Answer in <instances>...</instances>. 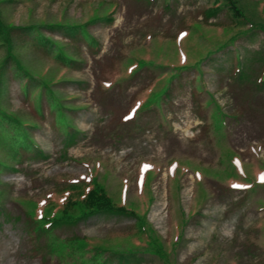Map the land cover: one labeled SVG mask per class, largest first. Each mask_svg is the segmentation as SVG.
I'll list each match as a JSON object with an SVG mask.
<instances>
[{"label": "rangeland", "instance_id": "374dc122", "mask_svg": "<svg viewBox=\"0 0 264 264\" xmlns=\"http://www.w3.org/2000/svg\"><path fill=\"white\" fill-rule=\"evenodd\" d=\"M213 1L0 0L6 25L39 26L76 60L11 31L15 59L0 76V109L32 143L12 141L18 129L3 121L0 264H82L95 245L109 264H118L114 250L131 247L139 250L130 264H264V88L255 82L264 59L251 62L245 82L227 60L235 68L260 57L264 0H236L244 24L225 6L207 17ZM84 23L92 40L44 26ZM10 50L0 42V73ZM139 60L147 63L132 70ZM41 79L57 100L35 98ZM67 132L76 134L71 143ZM89 175L145 213L167 261L143 251L135 216L94 215L35 232L47 201ZM76 237L90 242L83 257Z\"/></svg>", "mask_w": 264, "mask_h": 264}, {"label": "trees", "instance_id": "16d2710c", "mask_svg": "<svg viewBox=\"0 0 264 264\" xmlns=\"http://www.w3.org/2000/svg\"><path fill=\"white\" fill-rule=\"evenodd\" d=\"M214 0L213 3H211V6L206 9V15L207 17L212 16L216 14L222 7H228L231 14L235 17V19L238 21V23H243L244 18H248L242 9L237 4L236 0ZM101 18H96L94 20H98ZM244 24V23H243ZM252 27L253 24H251ZM14 25H6L2 19L0 18V42H3L4 45H7L9 49H11L10 54L5 57L2 71L0 73L1 78L4 74V69L8 62L11 59H15L14 54V48L12 46V39H11V31L15 27ZM47 26L50 29H62L64 31V35H67L71 37L72 39H79L82 37L89 39V35L86 31L87 23L84 24H50V25H44ZM262 30L264 31V24L261 25ZM16 31L24 32L31 41L34 42L36 46H43L44 49H46L48 52L56 51L54 56L58 57L59 60L64 61L65 63L71 64V62L76 61L72 55H69L65 52L64 49H62L53 39H51L49 36L45 35V33L42 32L39 26L35 25H28V26H22L15 28ZM263 46L260 50L254 51V54L258 53L260 57H246L245 61H243L241 64H237L238 66L234 68V58L231 60V56L228 57L227 60L231 61V70H234V74L237 76V78L245 82L246 80L250 79L251 77L249 73H247V70L250 69L251 62L255 60L264 59V42L262 43ZM250 51H247L246 53L249 54ZM238 55V54H237ZM236 57V56H234ZM256 58V59H255ZM214 57L212 58L213 62ZM226 60V61H227ZM140 62L136 61L134 64L132 63L130 65V68L132 70L138 68L139 66H142L146 64L147 62L145 60H139ZM211 62V64H212ZM242 65V66H241ZM17 68V67H16ZM16 77L25 79L23 77V73L16 74ZM27 81V79H25ZM41 84L38 83L37 86L34 87L35 91L36 89L40 88L39 93H37L36 97L39 96L41 93L46 94L47 96H54L55 100V93L53 89L51 88V81H45L40 80ZM1 82V79H0ZM30 82V81H28ZM255 82L258 86H260V90L264 88V69H262L258 76L255 79ZM27 83V82H25ZM2 86H0L1 88ZM28 87V84H27ZM28 91V90H27ZM168 87H166L164 90L162 89L161 93L164 95L167 94ZM0 95H1V89H0ZM53 107H56L57 105L55 103H52ZM147 104V101L145 105ZM59 106V104H58ZM61 107V105H60ZM1 108V106H0ZM61 122L67 124V118L65 116L59 118ZM3 121H7L9 124L14 125L18 130L17 136L14 134L12 135V141H17L15 139L16 137H20L19 140L21 141L20 145H26L27 142H25V138L28 139V143L31 144L32 141L27 137L25 128L21 129L22 127L19 126V120L14 117L13 114L7 113L4 110L0 109V131L4 130L2 128ZM6 122V123H7ZM26 123V122H24ZM69 125V124H67ZM23 126V124L21 125ZM22 137V138H21ZM76 138L75 133L67 132V140L69 143L73 142ZM14 144V143H13ZM17 145H13L12 147H16ZM19 150V149H18ZM35 153L38 155H42L41 151L35 150ZM18 156V155H16ZM0 165H2L3 168L7 167L8 165L6 163L0 162ZM14 170L17 168L15 166L11 167ZM1 170V169H0ZM236 171V170H235ZM238 174V172L236 173ZM239 175V174H238ZM238 177H241L240 175ZM91 183V184H90ZM57 195L60 194L61 201L59 202L53 201H47L46 205V212L43 214H39V218L34 219L35 220V226L34 230L37 233L40 232H47L52 227L56 226H62L67 224H76L82 219L89 218L94 215H129V216H135L138 221L136 225V230L138 232H141L146 237V242L143 247V251H148L152 254L158 255L164 260H168V253L164 248L163 243L159 240V237L155 235L152 228L147 226V219L145 213L143 215H140L137 213V211L131 206L126 205L125 203H118L115 201L114 198L111 197V195L108 193V191L100 184V182L97 181V177L91 176V179L89 182L84 183H71L67 188L58 190ZM36 206V204H35ZM35 215V209L32 211L31 216ZM71 241L75 242L77 246L76 253H79L80 257H83L84 253L87 252V247L89 246L90 242L87 240V238L83 237H76L71 239ZM93 246V245H92ZM93 249L95 250V254L92 255V257L89 260L82 259V264H109L110 256L104 257L103 254L106 249L102 248V245H95L93 246ZM139 249H134L131 247L127 251H113V255L116 256L118 259V264H130L132 261L138 260L137 251ZM75 253V254H76ZM139 253V252H138ZM88 259V258H86Z\"/></svg>", "mask_w": 264, "mask_h": 264}]
</instances>
